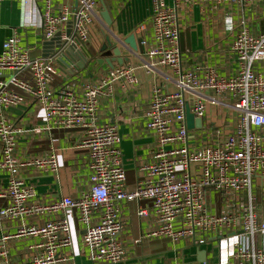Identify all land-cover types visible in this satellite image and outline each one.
<instances>
[{
    "label": "built area",
    "instance_id": "2783aa9c",
    "mask_svg": "<svg viewBox=\"0 0 264 264\" xmlns=\"http://www.w3.org/2000/svg\"><path fill=\"white\" fill-rule=\"evenodd\" d=\"M29 1L45 4L42 40L59 34L62 47L53 57L41 59L31 58L16 36L2 45L0 172L7 175V183L0 188V224L8 223L12 232L0 236V264H13L10 244L26 239L33 242L24 248L25 264H77L72 216L82 228L81 242L89 264H123L127 255L119 238L127 231L122 206L128 202H137V216L149 226L136 244L166 239L200 246L215 238L216 264H264V221L258 214L264 202V74L254 71L255 64L264 61V34L255 36L242 24L233 35L230 51L237 71L232 77H221L201 65L186 69L177 45L175 10L207 0H172L173 5L154 0L155 46L146 52L153 62L145 67L171 72L174 89L152 90L144 116L153 146L148 161L138 168L134 187L128 189L117 127L99 124L96 115L101 99L116 84L121 88L136 84V68L115 66L80 92L62 84V72L76 71L82 58L78 54L87 53L89 27L98 17V3L75 0L74 11L61 7L53 14L54 0ZM228 1L245 5L255 0ZM69 22L70 28L63 31ZM226 28L232 31L230 24ZM67 50L74 58L62 62ZM26 100L38 107L47 128L83 131L79 148L87 152L90 186L81 196L42 203L33 187L19 177L20 170L57 171L53 155L23 160L17 153L18 131L7 122L5 111ZM186 108L202 121L196 129L198 136L187 130ZM209 109L230 110L232 119L207 128Z\"/></svg>",
    "mask_w": 264,
    "mask_h": 264
},
{
    "label": "crops",
    "instance_id": "0c3cea01",
    "mask_svg": "<svg viewBox=\"0 0 264 264\" xmlns=\"http://www.w3.org/2000/svg\"><path fill=\"white\" fill-rule=\"evenodd\" d=\"M173 5L172 0H165ZM97 16L89 27L87 53L91 60L81 65L76 71H61L62 84L68 85L76 92L103 78L107 72L118 66L117 57L112 50L118 48L123 64H130L135 69L137 82L132 87L121 88L116 84L112 93L101 99L96 115L99 124L114 123L121 138L120 151L126 172L128 189H132L140 165L148 161L153 139L145 129L144 110L154 88L163 91L174 89L171 72L161 69H148L146 64L153 62L146 52L155 46L152 30V10L154 0H96ZM53 14L61 7L74 11L75 0H54L51 3ZM43 2L34 3L21 0H4L0 2V52L3 43L16 36L19 46L27 50L31 58H40ZM108 14L109 24L102 13ZM178 29V49L181 65L186 69L204 66L214 69L221 77H232L237 71V64L230 51V44L243 24L255 36L264 34V0H255L249 4L239 5L228 0H207L192 6L181 5L175 10ZM227 24L232 31L228 32ZM140 26L142 29L139 30ZM68 29L67 24L61 28ZM133 36L137 51L133 52L125 40ZM110 40L106 50L102 46ZM146 41V45L142 41ZM103 60L102 64L97 60ZM110 60L108 65L105 60ZM114 60V61H112ZM254 71L264 74V61L255 64ZM5 78V76H3ZM209 109L206 116L207 128L222 125L223 121L232 119L230 110ZM214 112V113H213ZM9 124L18 131L16 150L21 159L53 155L57 163L54 173H41L20 170L19 177L25 185L32 186L37 198L48 203L61 197L77 198L89 189V169L87 152L79 148L83 131L80 128H47L41 111L33 101L26 100L17 108L5 111ZM213 117V120L211 119ZM197 131V130H196ZM199 134V132H198ZM190 135L191 132H190ZM194 135V134H193ZM7 183V175L0 172V188ZM264 201V200H263ZM3 202L0 201V206ZM137 202L123 203L122 215L127 221V231L119 240L126 250L123 264H216L219 250L215 238L203 245L192 242H171L166 239H154L134 243L149 227L147 222L137 216ZM259 217L264 221V202L259 208ZM73 232V253L77 264H89L81 242V232L75 216L70 218ZM12 232L8 223L0 224V236ZM259 240V238H258ZM33 242L31 239L11 243L10 260L13 264H25L24 248ZM71 252V251H70Z\"/></svg>",
    "mask_w": 264,
    "mask_h": 264
},
{
    "label": "water",
    "instance_id": "95a60500",
    "mask_svg": "<svg viewBox=\"0 0 264 264\" xmlns=\"http://www.w3.org/2000/svg\"><path fill=\"white\" fill-rule=\"evenodd\" d=\"M103 19L105 20V22H107L109 24V18H108V14L104 11L102 14ZM68 28H70L71 26V22H69L67 24ZM125 44H127L130 48L131 51L135 52L137 51V46L135 43V40L133 38V36H130L129 38H127L125 41ZM110 45V40L109 38H107V41L105 42V44L102 46L101 51L106 50L107 46ZM62 47V45L59 42V34L55 35V37H53L51 40L49 41H44L41 45V54H40V58L41 59H48L53 57V55L58 54L60 52V48ZM120 51L118 48H114L112 50L111 55L112 56H116L117 57V62L119 65L123 64V61L125 60V58H121L120 57ZM78 55H80L83 60L84 63H87L89 60H91V56L88 53L85 52H80ZM74 57H72L71 52L70 51H65L62 54V62L70 59H73ZM110 60H105V62L109 65ZM114 61V60H112ZM103 60H97V63L102 64ZM111 65V64H110ZM79 67H81V65L77 64L76 65V69H78ZM185 123H186V127L188 131H193V130H198L201 128L202 126V121L200 119H194L193 115L190 113L189 109L186 108L185 110ZM264 220V219H263Z\"/></svg>",
    "mask_w": 264,
    "mask_h": 264
},
{
    "label": "rangeland",
    "instance_id": "374dc122",
    "mask_svg": "<svg viewBox=\"0 0 264 264\" xmlns=\"http://www.w3.org/2000/svg\"><path fill=\"white\" fill-rule=\"evenodd\" d=\"M31 57V56H30ZM219 112H222V110L221 111H219ZM214 113V112H213ZM212 120H213V117L211 118ZM191 132V134L193 135H196V136H198V132L196 131V130H193V131H190ZM215 246H216V244H214Z\"/></svg>",
    "mask_w": 264,
    "mask_h": 264
}]
</instances>
